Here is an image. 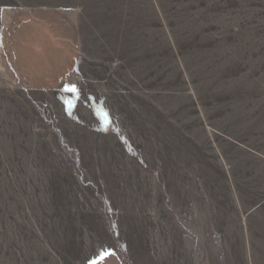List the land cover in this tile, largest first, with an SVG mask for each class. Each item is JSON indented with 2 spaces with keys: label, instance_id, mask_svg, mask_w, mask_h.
Wrapping results in <instances>:
<instances>
[{
  "label": "rangeland",
  "instance_id": "1",
  "mask_svg": "<svg viewBox=\"0 0 264 264\" xmlns=\"http://www.w3.org/2000/svg\"><path fill=\"white\" fill-rule=\"evenodd\" d=\"M0 35V264H264V0H0Z\"/></svg>",
  "mask_w": 264,
  "mask_h": 264
},
{
  "label": "snow or ice",
  "instance_id": "2",
  "mask_svg": "<svg viewBox=\"0 0 264 264\" xmlns=\"http://www.w3.org/2000/svg\"><path fill=\"white\" fill-rule=\"evenodd\" d=\"M70 90L71 91H76L74 86H72ZM112 254H114V253H112L111 251H102L101 254H100V259H103L105 256L112 255ZM92 264H97V262L93 261Z\"/></svg>",
  "mask_w": 264,
  "mask_h": 264
},
{
  "label": "crops",
  "instance_id": "3",
  "mask_svg": "<svg viewBox=\"0 0 264 264\" xmlns=\"http://www.w3.org/2000/svg\"><path fill=\"white\" fill-rule=\"evenodd\" d=\"M1 49H2V39H1V35H0V59H1Z\"/></svg>",
  "mask_w": 264,
  "mask_h": 264
}]
</instances>
